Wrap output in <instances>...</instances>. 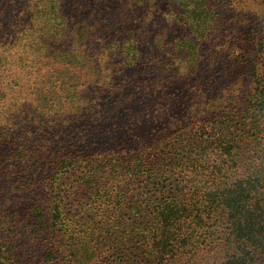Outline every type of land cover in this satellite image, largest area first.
Instances as JSON below:
<instances>
[{
    "label": "trees",
    "instance_id": "trees-1",
    "mask_svg": "<svg viewBox=\"0 0 264 264\" xmlns=\"http://www.w3.org/2000/svg\"><path fill=\"white\" fill-rule=\"evenodd\" d=\"M244 1L205 0L195 31L247 20L229 52L252 88L208 79L191 107L158 79L150 123L126 94L0 111V264H264V13Z\"/></svg>",
    "mask_w": 264,
    "mask_h": 264
},
{
    "label": "rangeland",
    "instance_id": "rangeland-1",
    "mask_svg": "<svg viewBox=\"0 0 264 264\" xmlns=\"http://www.w3.org/2000/svg\"><path fill=\"white\" fill-rule=\"evenodd\" d=\"M203 5L205 0H0V111L9 107L21 123L30 111L43 120L59 100L70 107L75 91L110 100L126 94L150 123L157 110L153 105L149 111L147 98L155 96L158 79L191 107L204 101L200 91L208 79L219 96L227 83L252 88V74L234 73L229 52H243L247 20L235 27L219 23L217 35L202 40L195 26L205 16L194 9ZM241 7L253 20L264 13V0ZM226 64L233 67L227 78ZM2 138L0 145L10 146Z\"/></svg>",
    "mask_w": 264,
    "mask_h": 264
}]
</instances>
